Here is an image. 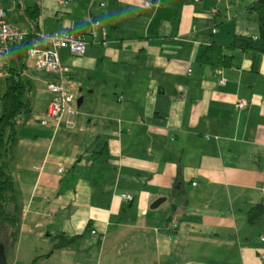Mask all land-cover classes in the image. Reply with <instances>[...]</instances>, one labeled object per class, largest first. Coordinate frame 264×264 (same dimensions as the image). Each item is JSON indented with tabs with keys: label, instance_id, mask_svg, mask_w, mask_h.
Here are the masks:
<instances>
[{
	"label": "crops",
	"instance_id": "obj_1",
	"mask_svg": "<svg viewBox=\"0 0 264 264\" xmlns=\"http://www.w3.org/2000/svg\"><path fill=\"white\" fill-rule=\"evenodd\" d=\"M151 1L0 0L23 29L32 25L19 4L37 5L46 32L88 41L82 56L59 50L80 88L76 124L59 130L40 123L57 76L18 44L0 54L6 77L12 52L26 59L17 69L34 87L32 113L1 159L21 209L8 264H264V215L248 217L264 197V56L197 61L213 43L258 35L256 0ZM104 150L96 165L92 153ZM97 169L105 177L94 184ZM70 170L75 187L60 192Z\"/></svg>",
	"mask_w": 264,
	"mask_h": 264
},
{
	"label": "trees",
	"instance_id": "obj_2",
	"mask_svg": "<svg viewBox=\"0 0 264 264\" xmlns=\"http://www.w3.org/2000/svg\"><path fill=\"white\" fill-rule=\"evenodd\" d=\"M19 7L23 10L21 19L28 21L32 25L28 37L22 42L15 43L21 47L23 55L27 56V50L34 35L41 28L40 7L37 5L26 6L22 3L19 4ZM248 10L257 16L258 35H236L226 46L213 43L198 57L197 61L199 63H210L215 57L221 58L224 66H231L233 62L232 54L238 50L252 54L253 59L259 54L264 56V0H256L248 6ZM226 50H229L232 54H226ZM21 71L22 69L19 70L16 67L10 69V74L6 77V89L0 94V100L2 101L0 114V160L12 152L20 129L26 122L27 117L32 113L33 83L31 79L23 76ZM120 97L119 100H122V97ZM102 154L106 155L105 150L92 153L96 165L98 160L104 158ZM104 171L97 169L93 179L94 184H99L103 181L105 177ZM76 180V175L70 170L61 180L59 191L63 192L69 188H74ZM263 215V203L255 204L248 212L249 221L252 223H256ZM20 216L21 209L17 200L14 179L7 165L0 164V236L2 237L0 241H3L5 248H7V244L10 245L17 239L21 221ZM70 241L71 239H67L66 243ZM38 258H35L30 264H37Z\"/></svg>",
	"mask_w": 264,
	"mask_h": 264
},
{
	"label": "built area",
	"instance_id": "obj_3",
	"mask_svg": "<svg viewBox=\"0 0 264 264\" xmlns=\"http://www.w3.org/2000/svg\"><path fill=\"white\" fill-rule=\"evenodd\" d=\"M143 5L150 8L153 5L151 0H143ZM104 6V3H101ZM95 24H99L95 21ZM29 31L23 29L20 25L11 23L7 17L5 7L0 3V54L8 55L9 43H19L24 41ZM86 36L82 33L64 31L59 33H49L40 28L34 35L31 45L27 50V56L33 59L34 68L38 71L51 73L57 76L53 81L47 83V90L51 93V99L40 123L44 126L59 130L62 127H74L76 118L79 114L77 101V86L74 83L70 68L60 61L59 50L66 48L75 56H82L87 46ZM1 76V73H0ZM226 79L221 77L220 84L225 85ZM121 98V97H120ZM245 99L237 102V107L243 109L247 106ZM209 137V136H207ZM218 139V137H215ZM65 167L60 164L59 173H64ZM264 191V186L262 187ZM124 198L133 199L132 194H124ZM177 220L173 218L169 224L176 226ZM96 234V230H92Z\"/></svg>",
	"mask_w": 264,
	"mask_h": 264
},
{
	"label": "rangeland",
	"instance_id": "obj_4",
	"mask_svg": "<svg viewBox=\"0 0 264 264\" xmlns=\"http://www.w3.org/2000/svg\"><path fill=\"white\" fill-rule=\"evenodd\" d=\"M8 1H10L11 2V0H8ZM11 14V13H10ZM16 20H17V18H16ZM20 26H23V24H20ZM25 26V25H24ZM11 45V43H9L8 44V46H10ZM0 57H2L1 55H0ZM28 57V56H27ZM28 58H30V57H28ZM31 59V58H30ZM32 60V62H33V64H34V61H33V59H31ZM1 61H2V58H0V72H1V76H0V94H2L4 91H5V89H6V75H3V73H5L6 72V68H3V64H1ZM6 61V64H11V67H16V68H21V66H22V63L24 62V61H26V59L24 60H20L19 61V59L17 58V55H16V53L15 52H12L11 54H10V60H5ZM5 63V62H4ZM79 86H77V89H76V92H77V101H78V97H79ZM0 108L2 109V101L0 100ZM3 162H2V160H0V164H2ZM0 238H2L1 236H0ZM1 240V239H0ZM3 241H0V243H2Z\"/></svg>",
	"mask_w": 264,
	"mask_h": 264
},
{
	"label": "water",
	"instance_id": "obj_5",
	"mask_svg": "<svg viewBox=\"0 0 264 264\" xmlns=\"http://www.w3.org/2000/svg\"><path fill=\"white\" fill-rule=\"evenodd\" d=\"M79 103H81V101H79ZM166 199L163 198H159L157 199L153 204H152V208H156L158 207L161 203H163ZM261 203H264V197L261 199ZM0 264H8L7 261V255H6V248L4 243H0Z\"/></svg>",
	"mask_w": 264,
	"mask_h": 264
}]
</instances>
